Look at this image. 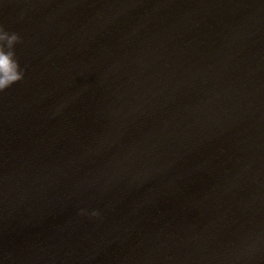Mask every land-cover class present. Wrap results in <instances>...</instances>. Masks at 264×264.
Masks as SVG:
<instances>
[{"label": "water", "instance_id": "95a60500", "mask_svg": "<svg viewBox=\"0 0 264 264\" xmlns=\"http://www.w3.org/2000/svg\"><path fill=\"white\" fill-rule=\"evenodd\" d=\"M137 161L176 264H264V0H41Z\"/></svg>", "mask_w": 264, "mask_h": 264}, {"label": "clouds", "instance_id": "9594fccd", "mask_svg": "<svg viewBox=\"0 0 264 264\" xmlns=\"http://www.w3.org/2000/svg\"><path fill=\"white\" fill-rule=\"evenodd\" d=\"M22 42L18 33L9 32L0 25V94L24 79L25 71L20 67L15 53V46ZM80 215H88V213L81 211ZM99 215L97 211L91 213L92 217Z\"/></svg>", "mask_w": 264, "mask_h": 264}]
</instances>
